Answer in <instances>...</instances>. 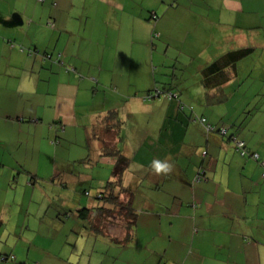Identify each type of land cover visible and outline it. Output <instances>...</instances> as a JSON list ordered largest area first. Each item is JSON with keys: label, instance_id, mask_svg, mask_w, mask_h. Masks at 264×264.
<instances>
[{"label": "crops", "instance_id": "0c3cea01", "mask_svg": "<svg viewBox=\"0 0 264 264\" xmlns=\"http://www.w3.org/2000/svg\"><path fill=\"white\" fill-rule=\"evenodd\" d=\"M185 1L184 19L190 29L186 31V34H190L192 28L199 25L217 26L213 28L210 36H207L210 37L211 42H215L216 47L213 48L212 55L208 57L206 64L219 57L225 49L230 51L243 47L241 44H247V42L240 43L243 32L254 28L251 22L256 18H264V0ZM10 2H13L14 8L7 4ZM17 2L18 0H0V8H6L0 11V33L10 38H0V132L17 131L30 136L46 133V130L50 129L56 130V133L66 134L69 129L77 130L80 127L81 115L88 118L89 124L98 123L101 128L100 139L97 136L94 138L95 151L96 156L104 162V160H111L102 154L105 137L108 136L110 144L118 143L113 133L115 130H108V127L111 128V123L107 120L108 113L115 112L117 120H122L119 108L131 115L138 112L146 113L151 116L150 119H154L152 123H157L155 125L158 131L157 135L151 134L152 129L144 131L147 137L138 147L136 157L137 159L142 157L140 160L143 162L154 154V158L159 157L163 160L165 167L158 170V167L152 164V160H149L148 166L139 167L145 169L141 171L144 179L154 182L157 187L162 183L168 194H174V201L170 206L152 199H148L146 205L138 201L142 206L136 207L137 211L146 212V216H139L137 223H141L144 228H146L145 223L156 224L159 227V233L153 232L150 236L147 230L139 233L136 223L134 240L138 242V246L141 244L144 251V256L138 261L147 260L148 264H153V260L150 262L151 258L155 259L158 256L159 259L163 242L156 240L158 235L168 241L167 248L172 250L177 247L184 250V247L191 243L194 245L196 242V248L202 255V264H215L218 262L216 251L212 245L207 244L205 237H209L208 231L217 228L214 224L216 220L220 223L218 225H221L222 233H225L223 229L230 227L231 230H235L231 232L232 234L237 232L235 233L237 237H241L245 231L250 233L251 239L253 237L252 242L244 243L252 252H246L248 256L243 253L244 258L239 260L248 261L249 256L259 254L258 246L264 240V219L259 217V211H264V178H262L260 164L251 159L243 160L239 157L234 159V156L226 155L230 154L228 153L230 146L227 147L226 140L214 137L210 143H206L205 148L195 150L194 143L187 140L189 118L178 109L180 91L173 87L160 88L150 76L154 70L159 69V65L153 64L151 60L152 50H150V58H147V54L142 56V54L134 53L137 46L142 49L146 47L147 51L150 46H154V36L157 39L159 34L155 29L164 19V9L176 7L173 1L146 0V3L141 2L140 13L134 12L129 0L124 3L119 0L109 1L110 9L112 10L114 6L116 12L113 15L110 11L111 15L108 16V35L106 31L103 35L97 34L91 25L89 28L90 22L75 27L70 26L69 19L65 18L58 8L59 5H71L72 8V0L61 4L58 0L56 2L42 0L40 2L43 5L40 10L36 0H20L19 3L23 5V10L20 12L16 8ZM45 3L46 6H44ZM34 5L35 8L31 9ZM71 8L66 12H70ZM148 9L149 14L146 13ZM192 35L188 43L191 48H196L197 41L202 40L199 37L192 38ZM30 36L28 45L27 39H30ZM54 39L57 44H54V50H50ZM15 41L29 46L28 54L26 50H19L16 45H13ZM203 44H205L204 40ZM106 52L108 62L104 61ZM19 66L26 68V74H18ZM202 67H198L199 72ZM30 84H33L35 88L28 89ZM101 89H107V91L102 92ZM157 89L170 90L176 94V98L167 99L165 107L154 109L161 102L158 100L152 102V100L164 95L153 96L151 99L145 97L148 93L153 94ZM204 90L202 88L203 92ZM18 93H22L25 99L23 100ZM99 93L102 94L100 101L105 100L102 104L103 108L89 114L87 110L92 107V102H95ZM22 101L29 102L32 106L31 110L18 111L16 106H20ZM191 113L190 111L189 115ZM158 116L160 119L157 118ZM94 118L101 119L95 121ZM92 119L94 120L90 123ZM207 135L209 136L208 133ZM6 140L10 139L5 136L0 137V264H47L50 260L48 256H51L50 242L55 243L56 240H59L61 244L59 256H62L63 261L73 260L72 256H76L78 251V254L81 252L84 254L86 251L89 254L88 264H98L103 258L101 254L97 258L95 249H97L98 240L92 243V236L99 238L102 245H108L110 233L104 230L97 233L96 228L91 229L90 226L96 224V217L90 215L88 219H84L79 216L78 212L81 210L79 200L74 202L72 212L65 211L63 206H57L55 211L50 213L51 223L47 221L45 231L41 232L42 240L39 244H35L26 234L25 231L30 230L28 225L18 224L15 213L18 208L16 196L20 188L10 187V184L12 180L15 182V179H25L28 184L32 182L29 183L31 178L25 174L24 163L20 164L23 168L21 173L17 170L20 168L19 162L6 154L8 146L13 142L11 140L8 143ZM57 144H60V141ZM215 147L219 148L218 156L221 159L213 158L212 153ZM249 147L251 148L250 145ZM138 153L150 154L143 158L144 155H137ZM194 154L202 159L201 164L194 168V165L191 166L192 169H189L188 163L186 167L178 165L181 155L184 158L189 156L192 160ZM177 157L176 163L171 164L170 159L175 160ZM205 162L207 167H204ZM63 171L53 167L51 171L53 176L50 177V181L53 182L54 177H65L66 174ZM199 173L198 178L196 176ZM27 174L30 175V173ZM1 179L6 181L3 183ZM135 185H138L137 181ZM176 191L177 193H174ZM29 192L33 197L36 188L30 189ZM25 193L26 189L23 194ZM42 193L45 194L44 191ZM181 196L188 198L182 199ZM22 200L19 212L28 215L30 207L24 211L25 206ZM39 209L42 207L40 206ZM206 216L209 218L207 219ZM93 218L95 221L92 220ZM70 220L73 221L72 226L69 224ZM254 223L259 225L254 226ZM192 224L195 228H200L196 232V234L200 232V236H193L190 241V239L187 240V235L189 226ZM49 231H52V234ZM118 235L122 237V232L113 236ZM221 249L224 248L221 247ZM192 250L193 246L184 258V264H191L196 257L198 258V254L192 253ZM9 256H13L14 259L11 260ZM107 258L105 256L103 260L108 261Z\"/></svg>", "mask_w": 264, "mask_h": 264}, {"label": "rangeland", "instance_id": "374dc122", "mask_svg": "<svg viewBox=\"0 0 264 264\" xmlns=\"http://www.w3.org/2000/svg\"><path fill=\"white\" fill-rule=\"evenodd\" d=\"M19 1L20 0H18L16 5L18 12L23 10V5H21ZM36 1L39 5L38 9L40 10L43 3L38 0ZM54 1L56 2V0ZM68 1L70 2V0H58L59 4L63 2L69 3ZM109 1L111 0H72V8L71 5H59L58 10H60L61 14L64 15L65 18L69 19L70 26L75 27L77 25H83L90 22L89 28L91 25L92 29L95 30L97 34L103 35L104 31H106L108 35V16L111 15L110 11H112L113 15L116 12L114 6L112 10L110 9ZM119 1L121 3L126 2V0ZM171 1H173V4L176 6V10L175 8L164 9V19L155 29L159 34L155 33L157 34V39L154 36V46H150L148 51L146 47L142 49L137 46L134 53L138 55L142 54V56L143 54H147V58H150V50H152L151 60L153 64L159 65V69H157V71L154 70L150 76L156 81V84L160 88L173 87L174 89L180 91L181 97L179 102L184 105V109L181 110L179 107V111L184 113V115L186 114L185 116L189 118L187 125L189 130L187 132V140L194 143L193 145L195 146V150L205 148L206 143H210L213 137L220 140H226V138L230 135H235L238 139L245 140L247 145H250L251 148L259 154L260 158L264 159V18H256L253 22H251V26H254V28L246 29L243 32V35L240 38V43L247 42V44L241 45H243V47H252L253 50L250 54L236 63L234 71L232 69L227 70L229 82L217 90H204L203 92V86L200 84L201 74L198 67L206 65L208 57L212 55V50L216 47L215 42H211L212 40H210V37L207 36L211 34L213 28L215 29L217 26H207V24H205V27L199 25L198 27L192 28L190 34H186V31L190 30L184 19V7L186 5V1ZM129 2L134 12L140 13L142 10L141 2L146 3V0H129ZM7 4H10L9 6L13 8L15 7L13 2ZM44 6H46V3ZM34 8L35 5L34 7H31V9ZM69 8H71L70 12H66ZM0 9L2 12L6 8L1 7ZM256 10L258 11L259 9ZM149 12L150 10L148 9L146 13L149 14ZM159 16L162 18V14ZM225 19L227 18L225 17ZM55 29L57 30L58 28ZM4 31H6V29ZM191 34H193L192 38L199 37L200 40H202L201 42L197 41V45L200 48H191V46H189L188 42L191 38ZM0 38L10 39L4 36L3 33H0ZM30 40L31 36L30 39H27L28 45ZM203 40L205 44H203ZM55 43L57 44L56 39L51 42L52 46L50 50L55 49ZM13 45H16L19 50H26V54H28L29 46H26V44L15 41L13 42ZM39 49L41 50L42 48ZM226 51L228 50H223L224 53ZM223 52L219 55H222ZM104 61L108 62L107 52ZM26 71V68L23 66H19L17 68L18 74L24 75L26 74ZM173 75L175 77H173ZM34 88L35 86L30 84L28 89L32 90ZM101 91L106 92L107 89H101ZM18 94L21 95L22 93ZM21 98L23 100L25 99L22 95ZM100 100H102L101 93H99L96 97L95 102H92V107L87 110L89 114L103 108L102 104L105 100ZM157 100L161 103L160 105L154 107V109L163 108L167 104V99L165 97L153 99L152 102ZM16 107H18L16 108L18 111H27L32 108L31 104L27 101H22L20 106ZM1 109L5 108L1 107ZM132 109L136 111L134 108ZM190 111L192 112L191 115H189ZM119 112L120 118L122 119L120 120L122 122V126L114 133V137H118V143H111V145L108 143V136H106L104 144L107 147H115L117 150H120L122 154L126 153L124 154L126 157H131H128L130 159V163L123 175V182L124 185L129 186L135 196L137 195L135 197V201H137V203L134 202V207L140 208L142 204H139V202H143V204L146 205V201L148 199L170 206L174 201V194H168L162 183H160L159 187H157L154 182H149V180L144 179L143 172L141 171H144L145 169H140L139 167L148 166V163L151 160L155 167L158 164L163 165V160H161V158L159 159V157L154 158L153 154L142 162V160H140L142 157H138L137 159L135 154L139 150L138 147L140 146L142 140L147 137V134L144 133L145 130L149 131L152 129V131H150L151 134L157 135L158 128H156L157 126L155 125L157 123H152L154 122V119H150L151 116H148L143 112L131 115L126 114V110L123 112L122 108H119ZM200 116L205 117L206 123L216 125H212L214 127V132H211L209 136L207 135V132L201 122L196 119ZM157 118L160 119V116ZM79 119L81 124L80 127L77 130L69 129L66 134H63L64 132L56 133V130L51 131L50 129L46 130V133H37L30 136L28 134H20L17 131L10 132L6 130L5 132H0V137L5 136V138L10 139V142L11 140L13 141L8 146L6 154L8 156L11 155L10 157L19 162L18 167L20 168H17V170L22 173L23 168L20 164L24 163L25 174L32 178L31 184H28L25 179H15V182L12 180L13 184L11 183L10 187L16 186L18 189L20 188L16 196L18 208L15 216L18 217V224L25 223V225L29 226V231L32 232H25L29 237H31L35 244H39L41 242V232L45 231L44 227L48 224L47 221L51 223L50 220L52 216L50 213L55 211L57 206H63L65 211L72 212L74 202L76 203V201L79 200V203H81V209L84 207L92 209L96 208L101 205V200L97 198L98 193L105 188L108 181L112 180L113 159L108 161L104 160L103 162L96 156V140L94 138L97 136L98 139H100L101 128H99V124H89L87 121L88 118L81 117V115ZM94 119H96L95 121H98L101 118ZM94 119H92L90 123H92ZM83 124L89 125L84 126ZM220 128L225 129V134H221L217 131ZM233 139L231 141H225L228 143L227 147L230 146V149L228 150V153L230 154L226 155H232L234 156V159L239 157L244 160L245 157L240 156L238 151L236 152L234 150ZM9 141L6 140L8 143ZM59 141L60 144H57ZM229 143L231 145H229ZM125 145H127V148H125ZM218 150L219 148L215 147L214 152L212 153L214 159H221V157L218 156ZM141 154L142 153H138L137 155ZM148 154H142L144 155L143 158ZM177 159L178 157L175 160L170 159V163H176ZM186 163L190 165V169L193 165L194 168L195 166L201 164L202 159L197 154H194V158L192 160H190L189 156H185L184 158L181 155L178 160V165L186 167ZM204 164V167H207L206 162ZM53 167L60 171L64 170L63 172H65L67 176L65 175V177L63 176L62 178L54 177L53 182H51L50 177L53 176L51 173ZM27 173H30V175ZM42 177L44 179H42ZM138 178L142 180L140 183ZM3 179H1V182L4 183L6 180ZM136 181L138 182V185H135ZM34 188H36V193L32 197L29 190ZM25 189L26 193L24 195L23 192ZM42 191H44L45 194H43ZM84 191L87 192V194H85ZM174 193H177V191ZM176 195L177 194H175V196ZM181 198L185 199L188 197L181 196ZM21 200L22 204L25 206L24 211L30 207L28 209V215H24V213L20 214L19 212ZM40 206L42 209H39ZM47 209L48 212H46ZM116 211L118 210H114V216L109 219H104L101 222L103 230L106 233H112L113 235L123 231L121 228L123 216H121V213L119 214ZM144 213H138V217L143 215L146 216V212ZM259 214V217L264 219V211L260 210ZM206 218L208 219L209 216H206ZM97 219L98 218H96V220ZM92 220H94V218ZM96 223H98V220ZM69 224L72 226L73 221L70 220ZM214 224L217 225V228L213 231H208L209 237H205V241H207L208 245H212V248L216 251V260L218 262L215 264H264V240H262L258 246L259 254L249 256L250 260L248 261H242L239 259L244 258L243 253L248 256L246 252H252L249 248H247L248 246H245L244 244H249V242L253 241V237L252 239L250 238V233L245 231L241 237L238 236L240 238L239 240V238L235 236V233L237 232H233V234L231 233L235 230H231L230 227H228L223 229L225 233H222L221 225H218L220 223L216 220V223ZM145 225L146 228H144L141 223H137L139 233L144 230H147L150 236H152L153 232L159 233V227L156 226V224L145 223ZM255 225L258 226L259 223H254V226ZM189 227L190 229L187 235V240L190 239L191 241V237L200 236V232L196 234L200 228H195L193 224ZM49 232L52 234V231ZM94 240H98V243H96L97 249H95L97 258H99L100 254L103 259L105 256L108 257V261H104L102 259L98 262V264H100L101 261H103L102 264H148L147 260H144L143 262L138 261V259L144 256V251L141 244L138 246V242L136 240L127 245L131 247L125 248H121L110 239H108V245H102L101 240L95 235L92 236L91 242L93 243ZM156 240L163 242L161 247V249H163L160 251L159 257V259L161 258V261L159 262L158 256L155 259L151 258L150 262L153 260V264H184V258L188 252H190L192 246L193 250L191 252L198 254V258L196 257L191 264H202L203 262L201 259L202 255L196 248V242H194V245H192V243L187 245L184 247V250L180 247L172 250V248H167L168 241H166L165 238H161L157 235ZM50 244L49 252L52 257L48 256L50 260L47 261V264H88L87 260L89 254L86 251L84 254H82V252L78 254V251L76 256H72L73 260L70 259L67 262V260L63 261L61 255L59 256V249L61 246L59 240H56L55 243L50 242ZM221 247L224 249H221ZM86 248L90 249L88 247ZM204 252L206 253V251ZM190 256L191 255H189V257ZM230 257L231 259L229 260Z\"/></svg>", "mask_w": 264, "mask_h": 264}, {"label": "trees", "instance_id": "16d2710c", "mask_svg": "<svg viewBox=\"0 0 264 264\" xmlns=\"http://www.w3.org/2000/svg\"><path fill=\"white\" fill-rule=\"evenodd\" d=\"M252 50V47H240L234 50H230L223 53L210 63L204 65L200 70V81L203 88L207 91H214L221 88L224 84L229 81L227 70L232 69L234 71L236 63L246 57L248 54H250ZM162 92L166 94L170 93L171 91L165 89L162 90ZM116 118L117 117L115 112L108 113L107 120H109L111 123V128L108 127V130L112 129L117 132L118 128L120 129V127L122 126V122L119 119L117 120ZM217 131H219V129ZM233 137L234 139L242 142V148L237 149L236 145L234 144V150L236 152L238 151L240 156L245 157L246 159H251L258 165L260 164L262 168V178H264V159H261L259 154L254 149L252 150L249 145H247L245 140H240L235 135H230L228 138H226V140L231 141ZM102 151L103 156L109 157L114 161L112 168V180L108 181L105 185V188H103V190L98 193L97 198L101 200V205L99 204L100 206H97L93 209L84 207L78 212V214L84 219H88L90 215H95V217L98 218V223H96L95 225H91L90 227L91 229L96 228L98 230L97 233H99L100 230H103L101 222L104 219H109L110 217L114 216V210L117 209L118 211L116 212H118L119 214L121 213V216H123V223L121 224V228L123 230L121 231L122 237H119L120 234L118 236L108 234V239L112 240L122 248L131 244L134 241L136 223L138 220L139 213L136 207H134L136 197L135 194L129 188V186L124 185L123 182V175L129 166L130 159L124 154H122L120 150H117L113 146L107 147L106 145H104ZM254 155H257V157H255ZM196 177L199 178L200 173ZM31 179L29 183L31 182ZM85 194H87V192H85ZM9 258L11 260L14 259L13 256H9Z\"/></svg>", "mask_w": 264, "mask_h": 264}, {"label": "built area", "instance_id": "2783aa9c", "mask_svg": "<svg viewBox=\"0 0 264 264\" xmlns=\"http://www.w3.org/2000/svg\"><path fill=\"white\" fill-rule=\"evenodd\" d=\"M39 1H42V0H39ZM162 94L168 100H170L172 98H176V94H174L172 92L164 94L162 92V90H160V89L155 90V92L153 94H151V93L148 94L145 98L146 99H151L153 96L159 97ZM178 107H180L181 110L184 109V105H182L181 102L178 103ZM196 119H198L201 122V124L204 126V128H205L207 133H211V132L214 131V127L211 124L206 123L205 118L198 117ZM218 132L221 133V134H225V129L220 128ZM233 141H234V144L236 145L237 149H241L242 148V142L241 141L236 140V139H233ZM254 156L257 157V155H254ZM263 165H264V162H263Z\"/></svg>", "mask_w": 264, "mask_h": 264}, {"label": "clouds", "instance_id": "9594fccd", "mask_svg": "<svg viewBox=\"0 0 264 264\" xmlns=\"http://www.w3.org/2000/svg\"><path fill=\"white\" fill-rule=\"evenodd\" d=\"M157 167H158V170H159L160 168H163V167H165V166L162 165V164H158Z\"/></svg>", "mask_w": 264, "mask_h": 264}]
</instances>
